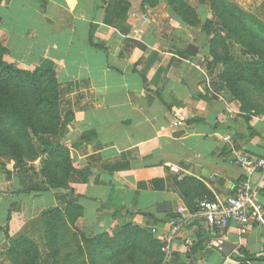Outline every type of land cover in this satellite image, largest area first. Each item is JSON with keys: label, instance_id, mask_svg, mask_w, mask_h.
<instances>
[{"label": "crops", "instance_id": "0c3cea01", "mask_svg": "<svg viewBox=\"0 0 264 264\" xmlns=\"http://www.w3.org/2000/svg\"><path fill=\"white\" fill-rule=\"evenodd\" d=\"M142 1L124 0L110 25L105 19L111 0H0V39L10 58L56 74L58 107L67 118L49 139L69 145L73 166L86 178L71 174L69 188L23 193L17 175L7 179L0 172V185L7 188L0 191V246L6 245L8 228L9 235H23L42 247V212L67 202L82 207L75 223L80 237L135 222L155 228L160 241L166 218L178 205L193 211L175 178L200 183L203 194L198 192L194 202L201 196L224 202L243 177L238 157L264 154V117L241 111L219 81L220 65H211L201 27L184 23L167 1L165 20ZM237 1L264 12V0L250 6ZM193 7L201 25L212 18L208 4ZM262 16L257 15L264 21ZM189 44L196 46L195 55L187 53ZM177 120L182 123L176 125ZM90 131L92 138L81 141ZM116 164L128 167L108 169ZM154 179L164 181L163 190L154 189ZM251 181L264 209V175L255 172ZM196 187L187 186L188 200ZM163 202L170 211H158ZM126 212L149 213L153 219ZM172 248L169 264H243L242 251L264 255V226L252 222L240 232V224L231 221L219 230L194 219Z\"/></svg>", "mask_w": 264, "mask_h": 264}, {"label": "trees", "instance_id": "16d2710c", "mask_svg": "<svg viewBox=\"0 0 264 264\" xmlns=\"http://www.w3.org/2000/svg\"><path fill=\"white\" fill-rule=\"evenodd\" d=\"M111 1L105 19L110 25L115 23L113 19L116 12L125 3L124 0ZM142 2V5L153 6L150 0ZM199 2L208 4L212 15L202 25L198 13L187 0H168L167 4L188 26H200L206 35L211 36L208 42L211 65H222L218 78L224 83L227 92L239 102L241 111L264 117V21L230 0ZM214 19L219 21L216 28H213ZM224 34L239 45L240 53L245 58L232 54ZM66 118L61 115L58 107V86L54 70L18 65L10 58L0 39V172L7 179L11 178V169L6 166L3 158L14 161V167L19 169L26 162L33 163L40 159L39 169L30 166L39 176V182L26 183L22 187L23 193L69 188L71 174H78L83 182L86 181L83 173L73 166L69 145H54L48 138L49 135L59 133ZM90 138L92 132H85L81 141ZM127 167L126 164H116L108 169ZM174 180L190 209L196 210L199 200L205 198L201 196L196 202L193 201L198 192H203L200 183L189 178ZM195 185L200 189L188 200L187 186ZM153 187L163 190L164 181L154 179ZM207 199L212 200L209 197ZM81 213L82 207L71 202H67L63 208L55 206L44 210L39 225L42 247L23 235H9L6 228L5 259L9 264L163 263L161 242L149 229L129 222L114 232L108 230L93 238L80 237L75 223ZM126 213L130 217L141 215L153 219L149 213ZM173 216L168 215L166 221ZM242 254L244 259H238L243 264L264 260V255H249L245 251ZM191 264L197 262L192 261Z\"/></svg>", "mask_w": 264, "mask_h": 264}, {"label": "built area", "instance_id": "2783aa9c", "mask_svg": "<svg viewBox=\"0 0 264 264\" xmlns=\"http://www.w3.org/2000/svg\"><path fill=\"white\" fill-rule=\"evenodd\" d=\"M181 120L175 122L180 125ZM237 163L242 169V179L232 187V193L224 202L200 200L197 209L188 211L185 206L178 205L173 217L168 219L167 231L161 236V251L164 258L162 264H169L173 258V242L175 237L192 220L202 218L205 222L215 228L224 229L231 221L240 224V232H244L252 222L260 223L264 226V209L256 200V185L251 181L255 172L264 175V154L261 157L253 158L247 153H243L237 159ZM172 171L178 172V168L173 167ZM152 233L156 232L153 228Z\"/></svg>", "mask_w": 264, "mask_h": 264}, {"label": "rangeland", "instance_id": "374dc122", "mask_svg": "<svg viewBox=\"0 0 264 264\" xmlns=\"http://www.w3.org/2000/svg\"><path fill=\"white\" fill-rule=\"evenodd\" d=\"M150 1H151V3H153V6L155 7L153 9L154 10L153 11V15H155L157 18H160V19H163V20L167 19L168 17L165 14V10H164V2L165 1H168V0H150ZM187 1L189 2L190 5L195 6V7L204 5V4L200 3L199 0H187ZM230 1L237 3L241 8H243L244 10H246L249 13H252L254 15H256V14L257 15H260V14H262L263 15L262 18H264V12L263 11L261 12V8L259 9V7H256V9H254V8L251 7V10H248V9H245V7L241 6L237 0H230ZM242 1L247 6H250L249 5V2L252 1V0H242ZM218 26H219V21L216 20V19H214L213 28H216ZM198 27L200 28V26H198ZM215 31L216 30H214L213 32H215ZM224 35L223 36L225 37V41H226L228 47H230V51L232 52V54L235 57L245 58L244 55H242L240 53L239 45L238 44H235L234 41L228 37V35H226V34H224ZM207 38H208V41H209V39L211 38V36L207 35ZM211 62H212V60H211ZM217 65H220V72H219V75H220L221 72H222V65L220 63H218V64H215L214 66H217ZM224 88H225V85H224ZM239 106H240V104H239ZM55 136H57V135H55ZM50 137H53V136L49 135L48 138H50ZM2 160L5 163H7L6 166L11 169V174H12L11 175V178L14 175H17L16 177L18 178L17 180H19L20 186L24 187V185L26 183H29L30 184V183H34V182L35 183L39 182V176L31 170V167L30 166L33 165L36 168V170L39 169L40 159L37 160L36 162H33V163H30V162L24 163V166H23L22 169H19L18 167L17 168L14 167V161H9V160H7L5 158H3ZM75 175H77L80 178V176L78 174H75ZM5 248H6V245L5 246H3V245L0 246V264H9V262L5 259V256H4Z\"/></svg>", "mask_w": 264, "mask_h": 264}, {"label": "water", "instance_id": "95a60500", "mask_svg": "<svg viewBox=\"0 0 264 264\" xmlns=\"http://www.w3.org/2000/svg\"><path fill=\"white\" fill-rule=\"evenodd\" d=\"M187 53L190 54V55H195L196 52H197V48L196 46L192 45V44H189L187 46V49H186ZM7 188H6V185L4 184H1L0 185V191H6ZM158 211L159 212H168L171 210V206L169 203H166V202H163V203H159L158 206Z\"/></svg>", "mask_w": 264, "mask_h": 264}]
</instances>
